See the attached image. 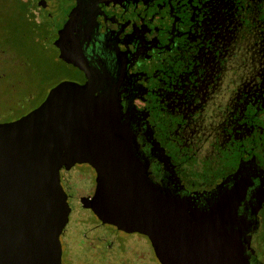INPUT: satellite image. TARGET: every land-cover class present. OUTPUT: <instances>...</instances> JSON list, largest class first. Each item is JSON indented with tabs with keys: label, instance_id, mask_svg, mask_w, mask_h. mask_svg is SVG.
Returning <instances> with one entry per match:
<instances>
[{
	"label": "flooded vegetation",
	"instance_id": "flooded-vegetation-1",
	"mask_svg": "<svg viewBox=\"0 0 264 264\" xmlns=\"http://www.w3.org/2000/svg\"><path fill=\"white\" fill-rule=\"evenodd\" d=\"M48 79L96 96L152 186L197 208L230 198L243 260L264 264V0H0V123L37 107L48 92L28 109L35 91L19 94ZM60 173L82 189L68 219L126 232L88 206L94 167Z\"/></svg>",
	"mask_w": 264,
	"mask_h": 264
},
{
	"label": "water",
	"instance_id": "water-1",
	"mask_svg": "<svg viewBox=\"0 0 264 264\" xmlns=\"http://www.w3.org/2000/svg\"><path fill=\"white\" fill-rule=\"evenodd\" d=\"M128 145L96 96L71 82L0 123V264H62L71 192L60 170L75 162L96 170L91 210L145 235L160 264H246L232 200L197 208L163 193L125 155Z\"/></svg>",
	"mask_w": 264,
	"mask_h": 264
},
{
	"label": "rangeland",
	"instance_id": "rangeland-1",
	"mask_svg": "<svg viewBox=\"0 0 264 264\" xmlns=\"http://www.w3.org/2000/svg\"><path fill=\"white\" fill-rule=\"evenodd\" d=\"M30 59L32 62L33 60L39 61L40 64L43 61L41 56H30ZM39 78L40 71L38 70L29 82H38ZM50 82V79L45 81V84L41 85L37 92L36 87H32L30 84L22 88L19 95L23 99L35 91L31 101L25 102L27 109L35 105L48 92L47 88L52 84ZM8 94L4 93V95H0V98L3 96L5 98ZM1 107L4 108V105ZM78 189L79 192H82L81 184L78 185V188L72 184L69 191L71 194L72 192L76 194L75 191ZM90 220L89 214L81 212L79 209L69 215L68 222L63 229V235L66 237V245H63L64 264H69L70 260H72L71 264H160L154 258L147 237L143 234L114 230L110 225L92 229ZM65 256L68 257L67 263L64 259Z\"/></svg>",
	"mask_w": 264,
	"mask_h": 264
}]
</instances>
